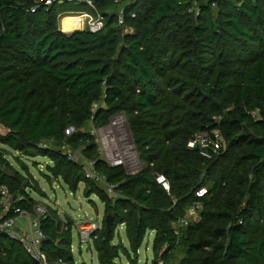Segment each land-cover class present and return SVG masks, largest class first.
Masks as SVG:
<instances>
[{"label": "trees", "instance_id": "obj_1", "mask_svg": "<svg viewBox=\"0 0 264 264\" xmlns=\"http://www.w3.org/2000/svg\"><path fill=\"white\" fill-rule=\"evenodd\" d=\"M35 3L0 0V124L11 131L0 144L26 157H48V175L73 193L84 183L85 197L103 203L91 243L98 264H119L121 256L136 264L148 232L154 233L152 264H264V0H93L94 9L78 3L104 17L96 33L59 30V17L76 10L66 8L70 3L31 12ZM119 114L141 163L135 174L99 160L88 133L90 123L105 126ZM213 130L223 146L206 160L199 146L187 145ZM50 140L49 149L38 147ZM63 145L96 160L118 197L86 179ZM4 151L0 185L22 194L17 205L31 212L38 202L26 187L42 191ZM155 174L168 180L169 194ZM201 188L206 193L197 197ZM193 203L200 205L197 219L175 233L173 225ZM46 208L47 258L83 264L71 252V221L63 225ZM106 215L113 216L110 230ZM122 225L127 246L114 242ZM0 264L38 263L0 234Z\"/></svg>", "mask_w": 264, "mask_h": 264}, {"label": "built area", "instance_id": "obj_2", "mask_svg": "<svg viewBox=\"0 0 264 264\" xmlns=\"http://www.w3.org/2000/svg\"><path fill=\"white\" fill-rule=\"evenodd\" d=\"M84 3L87 6L94 8L93 0H36L35 5L30 9L34 12L36 9L43 7L47 10L54 3ZM195 14H198V10L194 8ZM82 15V26L81 28H74L75 30H88L91 33L100 31L104 24V17L98 13L81 14ZM123 23V17L120 13L117 17V24ZM63 33H68L64 32ZM97 108V104L93 105L92 112ZM113 119L124 118L123 114L112 117ZM110 118V120H112ZM109 123L105 126H96L100 132L97 140H94L96 146V153L98 159L102 160L109 167L121 166L129 170L127 174H135L141 169V163L135 150L133 141L131 143H125L123 138L115 136L108 132L105 133L106 127L110 126ZM115 120L112 121V125H115ZM94 127L93 122L90 123ZM72 129L66 130V134L69 135ZM104 132V134H103ZM91 133V131H90ZM94 139V138H93ZM50 141H42L38 144L41 149H49ZM189 148L199 146L200 155L206 160L212 159L222 149V139L217 130L203 131L196 134L192 140L188 142ZM62 152L66 155L69 161L79 162L83 171L84 177L88 180H94L103 189V191L112 198H117L118 195L115 192V186L106 182L105 178L99 174L95 168L96 160L84 159L78 161L77 154L72 151L67 145L61 146ZM138 163L140 164L138 170ZM136 170V171H135ZM154 181L160 185L161 188L169 194L170 185L168 180L162 174H155ZM206 193L204 188L199 189L196 192L197 197H201ZM25 200L22 194L13 195L6 186H0V234H4L8 238L19 242L24 250L33 258L38 264H52L47 258V255L42 250V241L44 240V233L41 228V221L47 215V208L38 203L35 204L31 212H27L20 208L17 204ZM200 205L193 203L186 210V215L179 219L174 225L173 229L175 233H178L179 228H182L188 224L189 219H197L198 209ZM11 213V215H9ZM67 221H64V225ZM80 247L82 244H86V250L88 246L96 238L97 232L100 230V224L97 221L89 220L87 222H80L75 224ZM57 263L62 261L59 259ZM157 264H162V261H158Z\"/></svg>", "mask_w": 264, "mask_h": 264}, {"label": "rangeland", "instance_id": "obj_3", "mask_svg": "<svg viewBox=\"0 0 264 264\" xmlns=\"http://www.w3.org/2000/svg\"><path fill=\"white\" fill-rule=\"evenodd\" d=\"M122 6H124V3H120L118 5V8L120 9ZM69 9H75L73 12H69L66 14H62L59 17L58 21V28L62 31V21L64 17L75 16L81 14H92L90 8L86 10L80 9L77 2L70 3L67 7ZM78 8V9H77ZM94 9V8H91ZM79 28V27H74ZM73 29L72 31H74ZM79 30V29H78ZM71 31V32H72ZM70 33V32H68ZM116 121V119L110 120V126L106 127L107 129L105 131L113 134L115 136H120V138L124 139L125 143H131V134L128 129L127 121L125 120V117L121 120L117 121L115 125H112V121ZM88 133L93 136L94 140H97L99 137V130L96 129V126H91L89 124L88 126ZM91 131V133H90ZM104 134V132H103ZM1 148H6V152L4 151L6 160L10 163V165L22 176H25L27 178H30L31 175L36 182L39 189L42 191V193L31 187H26V193L36 202L41 203L42 205L49 207L53 212L54 215L61 216V217H67L72 222V255L73 258H75L77 263L82 262L83 264H98L96 259V253L90 245V250H86L87 245L82 244V247H80L78 233L76 230V227L74 226V222L77 224L82 222H87L89 220L97 221L99 224H102L103 221V204L102 202L97 198L95 195H91L90 197H85L84 194H82V188L83 183L81 182L78 190L73 193L68 190V188L65 186V184L60 180L53 176L48 175V169H46V165L49 164V159L44 156H24L21 153H18L16 151H12L8 149L7 147L1 146ZM77 156V155H76ZM78 159V156H77ZM25 165L27 168L26 171L23 169L22 164ZM140 164L138 163V167L136 170H138ZM135 170V171H136ZM126 172H129L128 168H125ZM29 174V175H28ZM51 213V211H49ZM59 218H57L58 220ZM153 236L154 234L147 233L146 237L143 241L142 246L140 247L138 251V257L136 258V264H152V243H153ZM122 242L126 241L125 236V230L123 227H118L115 233L114 242L116 243L118 240H121ZM133 259V258H132ZM131 259V260H132ZM119 264H134L132 261L126 259L124 256H121L119 259Z\"/></svg>", "mask_w": 264, "mask_h": 264}, {"label": "bare ground", "instance_id": "obj_4", "mask_svg": "<svg viewBox=\"0 0 264 264\" xmlns=\"http://www.w3.org/2000/svg\"><path fill=\"white\" fill-rule=\"evenodd\" d=\"M69 17H64L63 21H62V31L64 32H71L74 27H79L81 28L82 26V16L80 15H75V16H70ZM121 120L120 118L116 119V121L114 122L115 124L117 123V121Z\"/></svg>", "mask_w": 264, "mask_h": 264}, {"label": "water", "instance_id": "obj_5", "mask_svg": "<svg viewBox=\"0 0 264 264\" xmlns=\"http://www.w3.org/2000/svg\"><path fill=\"white\" fill-rule=\"evenodd\" d=\"M10 130L6 127H4V125L0 124V136L1 137H5L6 135L10 134ZM2 172L6 175V176H14L13 173L6 167H4L2 169ZM113 221V216L112 215H106L105 216V228L106 230H110L111 224Z\"/></svg>", "mask_w": 264, "mask_h": 264}, {"label": "crops", "instance_id": "obj_6", "mask_svg": "<svg viewBox=\"0 0 264 264\" xmlns=\"http://www.w3.org/2000/svg\"><path fill=\"white\" fill-rule=\"evenodd\" d=\"M3 147H5V146H3ZM4 150L6 149V148H3ZM7 150V149H6ZM76 152V151H75ZM76 154H77V156H78V161L79 160H81L82 159V155H81V153H79V152H76ZM48 158V157H47ZM49 159V158H48ZM48 166H52V161L49 159V164L48 165H46V169H47V167ZM81 184V183H80ZM80 184L78 185V188H79V186H80ZM1 186V185H0ZM9 190V189H8ZM78 190V189H77ZM82 194H84V183H83V188H82ZM39 203V202H38ZM41 204V203H40ZM103 204V203H102ZM46 207V206H45ZM104 209V208H103ZM58 218H59V220L62 222V224L64 223V221H67V220H70L69 218H67V217H61L60 215L59 216H57ZM71 221V220H70ZM71 223H72V225H73V222L71 221ZM75 224H77L76 222H74V226H75ZM64 225V224H63ZM100 226H101V224H100ZM119 227H123V225L122 226H119ZM124 228V227H123ZM149 233H151V232H149ZM153 233V232H152ZM154 234V233H153ZM154 237V236H153ZM122 240V239H121ZM127 241V240H126ZM123 244L125 245V246H127V242H123ZM91 245V244H90ZM89 245V246H90ZM89 246H88V248H87V250H90V248H89ZM71 252H72V244H71ZM74 260L77 262L78 260H76L75 258H74ZM79 263H82V262H79Z\"/></svg>", "mask_w": 264, "mask_h": 264}]
</instances>
